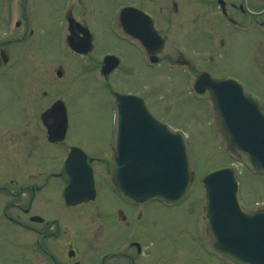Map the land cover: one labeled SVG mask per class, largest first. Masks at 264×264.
I'll return each mask as SVG.
<instances>
[{
  "label": "flooded vegetation",
  "instance_id": "flooded-vegetation-1",
  "mask_svg": "<svg viewBox=\"0 0 264 264\" xmlns=\"http://www.w3.org/2000/svg\"><path fill=\"white\" fill-rule=\"evenodd\" d=\"M28 1L0 0V28L8 30L10 22L14 28L4 44L28 43L35 28L47 30L48 12L36 16L26 10ZM92 2L62 0L50 33L54 43L64 41L70 54L87 60L89 65L82 66L74 59L71 68L79 81L107 86L109 109L119 93L136 94L145 100L142 86L147 69L156 66L161 71L163 66L168 77L179 75L186 77V82L193 77V86L204 72L213 78L240 80L237 72L247 65L246 71L260 81L264 91V0H122L117 16L111 14L105 23L102 16L103 21L95 17ZM126 7L133 9L121 17ZM190 29L205 37V45L200 43L191 53L177 52L170 46V37L182 30L174 37L178 41L177 37L186 36ZM123 64L126 66L119 70ZM245 86L264 104V98ZM10 90L11 104L0 107L4 115L0 116V161L9 166L0 170V264H160L161 249L155 242L160 244L162 228L152 210L178 207L183 201L124 200L114 193L113 150L109 147L98 155L91 148L97 133L77 140L83 145L76 142L65 149L73 126L70 120L62 139V112L53 109L43 116L44 111L54 108L57 99L43 100L42 112L35 113L31 87L20 92L16 86ZM210 94L205 87L207 99ZM100 124L102 130L106 125L110 138L111 117ZM90 126L95 127L93 123ZM73 146L80 150L73 152L67 165ZM47 157L52 161L44 168ZM88 166L93 171L95 193L80 200L90 194V185L81 178L79 188L67 190L70 173L82 177ZM55 167L58 170H51ZM98 172H109L108 182L100 181ZM201 229V236L195 230L193 234L190 229L186 231L197 249L201 248L198 244L205 247V225ZM169 237L170 243L177 240V236Z\"/></svg>",
  "mask_w": 264,
  "mask_h": 264
},
{
  "label": "rangeland",
  "instance_id": "rangeland-1",
  "mask_svg": "<svg viewBox=\"0 0 264 264\" xmlns=\"http://www.w3.org/2000/svg\"><path fill=\"white\" fill-rule=\"evenodd\" d=\"M92 1V5L95 6V17L102 16L105 23L107 21L106 17H111V14L114 13L117 16L119 11L117 5L122 0ZM61 5L62 0L28 1L25 6L27 11L35 12L36 16L44 11L49 14L46 17L47 23L45 24L47 30L35 28V35L28 43L2 45L11 37L14 28L10 23L8 30L4 27L0 28V48L4 47L9 57L7 64L0 63V107L4 103L7 104L6 106L11 104L10 89L15 86L17 92H20L21 89L26 91L27 88L31 87L34 94L35 113L44 108L45 102L43 100L48 103L62 97L67 103L70 123L73 125L64 148L67 149L69 143L71 145L77 142L83 145V142L77 140L82 139L90 132H95L97 133V141L91 148L100 155L101 150L110 147L108 132L105 131L106 125L104 124V130H102L100 124L103 119L106 121V118L111 115L108 108V104L111 102L110 92H107L105 84L79 81L70 63L76 60L84 66V64L89 65L87 60L84 61L74 53H68L66 48H60L59 43L57 45L53 42L50 26L55 27ZM58 31L56 30V34H58ZM176 34L170 37L169 43L177 52L191 53L192 49L200 46V43L205 45V37L198 33L196 29H190L184 37H177L181 44H175V42H178L174 38ZM60 65L63 66L64 74L59 78L56 71ZM124 66L126 65L123 64L118 69L121 70ZM177 67L175 66V69ZM161 68L162 71L158 66L147 69L145 83L142 86L147 97L146 102L149 106L151 104L150 108L158 119L169 122L171 126L186 132L193 145L197 168L189 193L178 207L164 208L162 206V208L152 210L153 214L158 215L162 228V238L159 239L160 244L155 242V246H160L161 249L160 264H228L225 259L217 256L212 250L206 233L205 247L203 248L201 244H198L201 247L198 249L190 242L189 235H186V231L189 229L192 230V234L194 230V233H198V235L202 233L201 227H197L196 223L192 221L194 217L196 220L200 211V203L205 198L201 184L202 178L216 168L234 166L239 172L240 193L245 207L252 209L264 205V173L256 175L250 172L236 156L228 152L222 137L218 134L216 117L213 112L211 115V109L208 108L206 103L207 98L205 94H202L201 97L195 94L191 87L192 80L188 88L186 77L179 75L168 77V74H166L168 72L163 66ZM246 68H248L247 65L244 68L241 66V71L237 72V76L245 82L248 88L264 98V91L259 87L260 81L254 78L249 70L246 71ZM84 75L81 74L80 77ZM89 75H91L90 72ZM188 80L189 78L187 82ZM44 91H46L45 95ZM16 99L20 102V95H17ZM0 116L4 115L0 113ZM90 123H93L95 127L90 126ZM34 143V149H37L36 141ZM56 147L49 146L48 148ZM34 154L36 156L38 153L34 151ZM51 161V158L47 157L44 160L46 162L44 168L50 165ZM8 169L9 166L0 161V170ZM51 170L56 171L58 168H51ZM98 174L101 175L100 181L108 182L110 179L109 172H98ZM104 190L103 188L102 191ZM169 235L171 237L177 236L176 241L173 242L172 240L173 244L167 241L170 238Z\"/></svg>",
  "mask_w": 264,
  "mask_h": 264
},
{
  "label": "water",
  "instance_id": "water-1",
  "mask_svg": "<svg viewBox=\"0 0 264 264\" xmlns=\"http://www.w3.org/2000/svg\"><path fill=\"white\" fill-rule=\"evenodd\" d=\"M198 83L205 85V79L200 77ZM208 83L228 149L247 167L264 170V107L237 82L225 79ZM137 99L132 95L123 97L118 108L120 116L127 109L121 117H139L148 129L141 137L130 138L128 132L136 130L137 125L132 118L129 122L123 120V129L113 144L117 190L129 199L178 201L186 194L192 178L194 157L190 142L183 132L156 121ZM54 108L62 110L66 118L62 102ZM202 183L206 189L207 231L214 248L236 264H264V209L243 208L237 172L222 167L208 173Z\"/></svg>",
  "mask_w": 264,
  "mask_h": 264
}]
</instances>
